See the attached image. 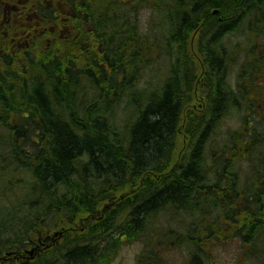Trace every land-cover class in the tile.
Segmentation results:
<instances>
[{
	"label": "trees",
	"instance_id": "obj_1",
	"mask_svg": "<svg viewBox=\"0 0 264 264\" xmlns=\"http://www.w3.org/2000/svg\"><path fill=\"white\" fill-rule=\"evenodd\" d=\"M35 1L41 4L38 6L45 16V31H49L52 38L42 36L30 42V46L24 43L17 56L16 48L12 47L0 53V237L11 232L9 226L24 219L12 227L14 233L20 232L16 235L18 239L12 235L0 239V257L8 251L18 255L34 245L35 241L26 246L31 242L29 233L32 232L31 235H41V242L50 245L41 251L36 264H55L57 260L52 256L58 249L65 252L59 264L75 261L76 264H93L89 256L95 248L89 243L96 235L98 237L97 232L119 223L125 213L129 217L120 228H132L134 233L143 220L159 212L180 208L179 211L192 212L198 206L200 210V204L203 206L205 201L207 205L214 203L221 207L214 221L217 226L222 225L216 233L217 243L238 232L243 247H252V252L258 250L260 244L255 241L264 237V0ZM143 5H149L166 17L165 20L161 17V26L156 24L149 31L141 30L139 13ZM64 20L67 21L63 23ZM238 35L241 44L231 43ZM6 41L8 46L13 45L10 39ZM180 53L183 54L180 56ZM193 57H200V65H194ZM237 60L242 62L233 73L228 65ZM163 64L168 70L164 71ZM145 66L152 73L149 72V77V73L144 76ZM166 73L168 79L164 80ZM155 74L161 75L160 81ZM196 80L204 85L197 95L193 91ZM116 108H120L118 112ZM229 118L238 119L237 126L225 127L223 123ZM181 150L182 157L179 156ZM237 153H241L240 157ZM236 181L244 184L241 182L240 187ZM25 218L31 226L26 225ZM80 221L87 223L93 233L89 230L78 239L84 243L72 246L70 239L74 236L67 227L69 223ZM94 222L96 227L92 226ZM36 224L40 228L33 229ZM100 224L104 225L98 226ZM57 226L63 230V235L54 243L50 231ZM204 227L208 233L215 231L209 222ZM198 235L192 237L198 240L196 251L207 241L202 238L204 233ZM117 247L115 244L114 249ZM197 255L189 264H204ZM2 262L0 264H8ZM138 264L143 263L138 261Z\"/></svg>",
	"mask_w": 264,
	"mask_h": 264
},
{
	"label": "rangeland",
	"instance_id": "obj_2",
	"mask_svg": "<svg viewBox=\"0 0 264 264\" xmlns=\"http://www.w3.org/2000/svg\"><path fill=\"white\" fill-rule=\"evenodd\" d=\"M140 9H141V12L139 13V16H140L139 19H140L141 30L143 32L151 30V28L154 27L156 24H160L162 22L161 21L162 18H164L163 15H162V18L160 17L161 12L156 11L154 8H151L149 5L140 6ZM153 14H155V15H153ZM161 24H163V23H161ZM161 24H160V26H161ZM160 26H159V28H161ZM157 31H158V28L156 29V32ZM59 32H60V30H59ZM239 37H240L239 35L234 36L232 43L235 44L237 42H240L241 38H239ZM190 48L193 49V43L192 42H190ZM199 58L200 57H198V58L193 57V61H194L195 65H200L201 60ZM242 58H243V55H242ZM241 62L242 61H239V60H237L236 62H231L232 65L229 64L230 70L231 71L238 70ZM233 63H234V65H233ZM158 66H159V63H158ZM159 67L157 69H159ZM147 68H149V67H147ZM146 71L147 72H145L146 74L144 76H147V74L150 72V70H148V69ZM150 73L148 74V76H151ZM159 77H160L159 78V81H160L161 76H159ZM146 80H148V77L145 79V81ZM195 85H196L195 86L196 87L195 92L197 95L203 89H201L202 84H200L198 81ZM198 86H200V87H198ZM193 108H194V106H193ZM196 110H198V109H196ZM197 113H199V112H197ZM237 122H238L237 119H230L229 118V119H227V121L225 120L223 125H225V127H228L231 125L237 126L236 125ZM179 139L181 140V137ZM181 145H182V142L180 144V147H178V149L181 148ZM186 147H187V142H186ZM184 150H185V147H184ZM185 152H186V150H185ZM179 156H181V157L183 156L182 150H181V154ZM205 205L204 206L200 205L201 206L200 210H199V208H197L196 211L194 210L192 212L177 210L174 213V211H172V209L171 210L166 209L162 212H159V213L149 217L147 220H143L142 221L143 224H141V223L139 224V227H141V228L138 229V232L136 231V235L133 234V231L131 229H129L128 236L126 233L124 234V232H123L124 230H126V228L122 229V230H121V228H118L119 224L120 225L121 224L126 225V223H127V219H126L127 216L125 213L124 217L119 219L121 222L115 224V226L112 225L111 226L112 228L109 227L108 228L109 230L107 229V232L105 230L103 231L104 233L103 232L102 233L97 232L96 234H99L98 237L96 235L95 237H97V238H95V240H92V242L89 243L90 246H95V247H93V248H95L93 250L94 251L93 254L91 255V257L89 256L91 258V262H93V264H138V261H141L143 264H145V263L146 264H150V263L151 264H155V263L156 264L157 263L158 264H167V263L168 264H189L191 261V258H193L195 256V252H196L195 249H193V247L195 248V246H196L195 242L197 241V239L196 240L191 239L193 237L192 235H196L197 232L200 235V233L202 232V233H204L203 240L205 238L207 241H206V244L204 246H202L203 247L202 249L198 248L199 252H196V253H198L200 258L203 256V258L201 260H202V262L203 261L205 262V263L203 262L204 264H263L264 261L262 262V260L264 259V257H263L264 256V246H263L264 245V237L263 238L260 237L255 241L256 243L258 242L259 244L262 242V244L259 245L258 250H255V252L258 253V255L255 252H252V250H253L252 247H249V246L243 247L242 239L240 236H238V232H236L237 234L235 233V235L233 237H226L227 239L223 240L222 242L217 243V241H218L217 236L218 235L216 233L217 232L219 233L220 228H218V227H222V225L217 226L214 222L215 221L214 218H216V215L220 211L219 210L220 206H218V205L216 206L214 203H211V205H208V206L207 205L205 206ZM27 212H28V210H27ZM205 215H206V217H205ZM124 219H125V222H124ZM23 221H24V219H23ZM20 222L14 223V225H18V223H20ZM25 222H26V225L31 226V223H28L26 218H25ZM208 222L212 224V227L214 226L213 228L215 229V231H213L211 233L210 232L208 233V231H206V228L204 227V225L207 224ZM69 224L70 225L67 228H70L69 230L71 231V234L74 236V239L70 240L71 241L70 243L72 244V246L75 243H77V244L84 243L83 241L78 240V239L80 237H82L83 235L88 233L89 227H88L87 223H84V221L83 222L80 221V222H75V223L73 222V223H69ZM93 225L96 226V223H94ZM136 225H137V223H136ZM60 226H62V225H60ZM60 226L54 227V229H53L54 231L53 230L50 231V233L52 234L51 236L53 238H57V239L62 238V234H61L62 230L59 229ZM12 227L9 226V228L11 229V232H9L8 235L15 236L16 239H18L16 235H17V233L19 234L20 232L17 231L14 233L12 230ZM18 227H21V226H18ZM62 227H65V226H62ZM35 228H40L39 224H36L33 229H35ZM84 228H86V229H84ZM172 228H173V230H172ZM176 228H177V230H176ZM21 229H24V231L27 230L24 227H22ZM130 230L132 232H130ZM175 230L177 231L178 234L175 233L176 232ZM194 230L197 232H195ZM35 231H37V230H34L33 232H35ZM142 231H144L145 233ZM105 233H106V235H105ZM31 234H32V232L29 233V236H31L30 237L31 242L29 244H27L26 246H29L30 244H32L34 242V240H33L34 238H35V242H36L37 237H39V238L41 237V235L35 234V236H36L35 237ZM8 235L1 236L0 239H5L8 237ZM72 235L70 237H72ZM199 235H198V237H199ZM163 238H165V239H163ZM178 238H180V239H178ZM166 239H167V241H166ZM182 239H184V241ZM208 239L210 240V242H208ZM153 241H154V243H153ZM182 241L185 243L184 245H183ZM165 242L167 243L166 245H164ZM199 243L201 244L202 242L199 241ZM115 244H117V246L120 244L117 247V249H114ZM145 244H147V245H145ZM47 245L50 246L49 244H47ZM47 245H46V243H43V242L39 243V246L36 247V249H37L35 252L36 254L34 253L35 255L33 254L32 257L28 254V258L24 262V264H30V262L32 263V261H34L32 264H36L35 262H37L39 260V258H40L39 255L41 254V251L44 248L48 247ZM176 245H177V247H176ZM181 245H183V246H181ZM246 245H248V244H246ZM5 247H7V246H5ZM147 247H149V248H147ZM30 249H32V246L28 247V249H25V250H30ZM184 249H187V250H184ZM97 250H99V251H97ZM37 251H39L40 253ZM106 251H107V254H106ZM200 252H201V254H200ZM55 253L56 254L52 256V259H56L57 260L56 264H59V261L61 259H63V255L65 252L62 253L61 249H59V251L57 250ZM178 254H180V255H178ZM204 255H205V258H204ZM207 256H209V257H207ZM259 257H261V258H259ZM156 258H158V260ZM8 262H11V260ZM61 264H65V263L63 262Z\"/></svg>",
	"mask_w": 264,
	"mask_h": 264
},
{
	"label": "bare ground",
	"instance_id": "obj_3",
	"mask_svg": "<svg viewBox=\"0 0 264 264\" xmlns=\"http://www.w3.org/2000/svg\"><path fill=\"white\" fill-rule=\"evenodd\" d=\"M135 1H136V0H135ZM169 1H172V0H169ZM171 3H173V2H171ZM251 3H252V2H251ZM134 5H135V4H134ZM143 6H144V5H143ZM260 6H261V5H260ZM173 7H174V5H173ZM173 7H172V8H173ZM172 8H171V9H172ZM233 8H234V7H233ZM173 9H176V7L173 8ZM230 10H231V9H230ZM233 10H234V9H233ZM166 11H167V10H166ZM216 12H217V10H214V13H216ZM246 13H248V12H246ZM165 14H166V12H165ZM176 14H177V13H176ZM201 14H202V13H201ZM153 15H155V14H153ZM190 15H191V14H190ZM214 15H215V14H214ZM173 16H174V15H173ZM183 16H184V15H183ZM201 16H202V15H200L199 17H201ZM209 16H210V15H209ZM212 16H213V15H212ZM219 16H220V15H219ZM160 17H162V16H160ZM164 17H165V16H164ZM188 17H190V16H188ZM199 17H198V18H199ZM202 17H203V16H202ZM173 18H174V17H173ZM196 18H197V17H196ZM210 18H211V17H210ZM222 18H223V17H222ZM165 19H166V17L164 18V20H165ZM189 19H190V18H189ZM189 19H188V20H189ZM201 19H202V18H201ZM204 19H205V18L203 17V21L205 22ZM208 20H209V18H208ZM168 21H169V20H168ZM168 21H167V22H168ZM173 21H174V20H173ZM192 21H193V20H192ZM199 21H200V20H199ZM210 21H212V20H210ZM213 21H214V20H213ZM223 21H225V20H223ZM226 21H227V20H226ZM190 22H191V20H190ZM190 22H187L186 24H188V23H190ZM220 22H221V21H220ZM151 23H152V22H151ZM151 23H150V24H151ZM162 23H163V22H162ZM180 23H181V22H180ZM192 23H193V22H192ZM216 23H218V22H216ZM168 24H169V22H168ZM168 24H165V25H168ZM172 24H173V23H172ZM172 24H171V25H172ZM198 24H199V22H198ZM213 24H214V22H213ZM213 24H212V25H213ZM240 24H241V23H240ZM247 24H248V23H247ZM176 25H177V24H176ZM242 25H243V24H242ZM247 26H248V25H247ZM129 27H130V26H129ZM170 27H171V26H170ZM197 27H198V26H197ZM162 29H163V28H162ZM165 29H166V28H165ZM174 29H175V27H174ZM174 29H173V30H174ZM191 29H192V26H191ZM191 29H190V30H191ZM160 30H161V29H160ZM229 30H230V29H229ZM234 30H235V29H234ZM124 31H125V30H124ZM163 31H164V30H163ZM256 31H257V30H256ZM173 32H174V31H173ZM191 32H192V31H191ZM242 32H244V31L242 30ZM262 32H263V31H262ZM262 32H261V33H262ZM48 33H49V31H48ZM68 33H69V32H68ZM206 33H207V32H206ZM208 33H210V32H208ZM211 33H212V31H211ZM230 33H231V32H230ZM239 33H240V31H239ZM50 34H51V33H50ZM151 34H152V33H151ZM167 34H171V32H170V33L168 32ZM248 34H249V33H248ZM152 35H153V34H152ZM154 35H155V34H154ZM207 35H208V34H207ZM216 35H217V34H216ZM224 35H225V34H224ZM244 35H245V34H244ZM246 35H247V34H246ZM167 36H168V35H167ZM212 36H213V35H212ZM218 36H219V35H218ZM228 36H229V35H228ZM231 36H232V35H231ZM262 36H263V35H262ZM163 37H164V36H163ZM205 37H206V36H205ZM213 37H214V36H213ZM220 37L223 38L224 36L221 35ZM226 37H227V36H226ZM247 37H248V36H247ZM131 38H132V37H131ZM148 38H149V37H148ZM148 38H147V39H148ZM158 38H159V37H158ZM217 38H219V37H217ZM236 38H237V37H236ZM239 38H240V37H239ZM250 38H251V37H250ZM252 38H253V37H252ZM139 39H141V38H139ZM147 39H146V40H147ZM153 39H154V38H153ZM163 39H165V38H163ZM166 39H167V38H166ZM211 39H212V38H211ZM213 39H214V38H213ZM215 39H216V38H215ZM237 39H238V38H237ZM247 39H248V38H247ZM141 40H143V39H141ZM148 40H149V39H148ZM251 40H253V39H251ZM263 40H264V39H263ZM154 41H155V40H154ZM154 41H153V42H154ZM164 41H165V40H164ZM209 41H210V40H209ZM215 41H216V40H215ZM220 41H221V40H220ZM230 41H231V40H230ZM249 41H250V40H249ZM255 41H256V40H255ZM142 42H143V41H142ZM149 42H150V41H149ZM158 42H159V39H158ZM160 42H161V41H160ZM210 42H211V41H210ZM228 42H229V41H228ZM257 42H258V41H257ZM262 42H263V41H262ZM262 42H261V43H262ZM231 43H232V41H231ZM250 43H251V41H250ZM159 44H160V43H159ZM240 44H241V42H240ZM242 44H243V43H242ZM147 45H148V44H147ZM160 45H162V44H160ZM163 45H166V43L163 44ZM170 45H171V44H170ZM219 45H220V44H219ZM260 45H261V44H260ZM144 46H145V45H144ZM236 46H237V44H236ZM243 46H244V45H243ZM247 46H248V45H247ZM173 47H174V46H173ZM219 47H220V46H218V48H219ZM255 47H256V46H255ZM223 48H224V47H223ZM228 48H229V47L227 46V50H228ZM230 48H231V47H230ZM235 48H237V47H235ZM238 48H239V47H238ZM257 48H258V47H257ZM259 48H260V47H259ZM263 48H264V47H263ZM143 49H144V48H143ZM164 49H165V48H164ZM168 49H170V48H168ZM183 49H184V48H183ZM216 49H217V48H216ZM260 49H261V48H260ZM161 50H163V49H161ZM165 50H166V49H165ZM179 50H180V47H179ZM179 50H178V51H179ZM167 51H169V50H167ZM210 51H211V50H210ZM214 51H215V50H214ZM225 51H226V49H225ZM229 51H230V50H229ZM232 51H233V50H232ZM238 51H239V50H238ZM258 51H259V50H258ZM174 52H175V51L173 50V53H174ZM179 52H180V51H179ZM187 52H188V51H187ZM219 52H220V51H219ZM247 52H248V51H247ZM259 52H260V51H259ZM177 53H178V52H177ZM167 54H169V53H167ZM182 54H183V53H182ZM182 54L180 53V56H181ZM187 54H188V53H187ZM226 54H227V53H226ZM226 54H225V55H226ZM242 54H243V53H242ZM256 54H257V53H256ZM216 55H217V54H215V57H216ZM173 56H174V55H173ZM175 56H176V55H175ZM187 56H188V55H187ZM206 56H207V55H206ZM243 56H244V55H243ZM161 57H162V56H161ZM171 57H172V56H171ZM178 57H179V56H178ZM189 57H190V56H189ZM211 57H212V56H211ZM250 57H251V56H250ZM253 57H254V56H253ZM172 58H173V57H172ZM184 58H185V57H184ZM187 58H188V57H187ZM206 58H207V57H206ZM209 58H210V57H209ZM212 58H213V57H212ZM217 58H218V57H217ZM162 59H163V58H162ZM179 59H180V58H179ZM185 59H186V58H185ZM191 59H192V58H191ZM220 59H221V58H220ZM222 59H223V58H222ZM227 59H228V58H227ZM236 59H238L237 56H236ZM176 60H177V58H176ZM183 60H184V59H183ZM192 60H193V59H192ZM212 60H213V59H212ZM233 60H234V59H233ZM259 60H260V59H259ZM169 61H170V59H169ZM173 61H174V60H173ZM177 61H178V60H177ZM177 61H176V62H177ZM181 61H182V60H181ZM186 61H188V60H186ZM186 61H185V62H186ZM214 61H215V60H214ZM226 61H227V60H226ZM226 61H225V62H226ZM228 61H229V60H228ZM228 61H227V62H228ZM231 61H232V60H231ZM157 62H158V61H157ZM165 62H166V61H165ZM183 62H184V61H183ZM250 62H251V61H250ZM166 63H167V62H166ZM169 63H171V62H169ZM223 63H224V62H223ZM252 63H253V62H252ZM159 64H160V60H159ZM164 64H165V63H164ZM164 64H163V66H164ZM176 64H177V63H176ZM179 64H180V62H179ZM185 64H186V63H185ZM185 64L183 63V65H185ZM187 64H188V63H187ZM230 64L232 65L231 62H230ZM240 64H241V63H240ZM160 65H161V64H160ZM166 65H167V64H166ZM183 65H182V68L185 69V68H184L185 66L183 67ZM194 65H195V64H194ZM224 65H225V64H224ZM233 65H234V63H233ZM128 66H129V65H128ZM148 66H149V65H148ZM228 66H229V65H228ZM142 67H143V66H142ZM149 67H150V66H149ZM161 67H162V66H161ZM166 67H167V66H166ZM170 67H172V63H171V66H170ZM176 67H178V66H176ZM223 67H224V66H223ZM145 68H146V66H145ZM145 68H144V70H145ZM168 68H169V67H168ZM168 68H165V66H164V71H165V69L168 70ZM178 68L180 69V67H178ZM259 68H260V67H259ZM141 69L143 70V68H141ZM147 69H148V68H147ZM147 69H146V70H147ZM129 70H130V68H129ZM142 70H141V71H142ZM148 70H149V69H148ZM157 70H160V69H157ZM157 70H156V71H157ZM170 70H171V69H170ZM173 70H174V69H173ZM175 70H176V68H175ZM177 70H178V69H177ZM160 71H161V70H160ZM160 71H157V72L160 73ZM184 71H185V70H184ZM130 72H131V71H130ZM145 72H147V71H145ZM157 72H155V73H157ZM172 72H173V71H172ZM233 72H234V71H233ZM139 73H140V72H139ZM158 73H157V74H158ZM162 73H163V71H162ZM173 73H174V72H173ZM183 73H184V72H183ZM183 73H182V74H183ZM208 73H209V72H208ZM210 73H211V72H210ZM242 73H243V72H242ZM65 74H66V73H65ZM151 74H152V73H151ZM153 74H154V71H153ZM157 74H155V75H157ZM160 74H161V73H160ZM214 74H215V73H214ZM231 74H232V73H231ZM231 74H230V75H231ZM67 75H69V74H67ZM136 75H137V74H136ZM136 75H135V76H136ZM138 75H139V74H138ZM141 75H142V74H141ZM155 75H154V76H155ZM163 75H164V73H163ZM165 75H166V77H167V73H166ZM169 75H170V73H169ZM236 75H237V73H236ZM257 75H258V74H257ZM139 76H140V75H139ZM157 76H158V78H160L159 76H161V75H157ZM177 76H178V75H177ZM181 76H182V75H181ZM183 76H185V75L183 74ZM226 76H227V75H226ZM234 76H235V75H234ZM148 77H149V76H148ZM166 77L164 78V80L168 79V77H167V78H166ZM170 77H172V76H170ZM179 77H180V76H179ZM212 77H213V76H212ZM230 77H231V76H230ZM236 77H237V76H235V78H236ZM137 78H138V77H137ZM155 78H156V77H155ZM158 78H157V80H158ZM226 78H227V77H226ZM235 78H234V79H235ZM254 78H255V77H254ZM140 79H141V77H140ZM151 79H152V78H151ZM199 79H200V78H199ZM230 79H231V78H230ZM164 80H162V81H164ZM200 80H201V79H200ZM212 80H213V79H212ZM256 80H257V79H256ZM137 81H138V80H137ZM146 81H147V80H146ZM155 81H156V80H155ZM168 81H169V80H168ZM196 81H197V80H196ZM227 81H229V80H227ZM234 81H235V80H234ZM234 81H233V79H232V82H234ZM238 81H239V80H238ZM139 82H140V81H139ZM164 82H165V81H164ZM181 82H182V81H181ZM198 82H199V80H198ZM232 82H231V83H232ZM151 83H152V81H151ZM153 83H154V82H153ZM153 83H152V84H153ZM194 83H195V82H194ZM203 83H204V82H203ZM229 83H230V81H229ZM234 83H235V82H234ZM236 83H237V82H236ZM253 83H254V82H253ZM79 84H80V83H79ZM139 84H140V83H139ZM155 84H157V81L155 82ZM161 84H162V83H161ZM163 84H165V83H163ZM157 85H158V84H157ZM197 85H198V84H197ZM202 85H203V84H202ZM258 85H259V84H258ZM182 86H183V85H182ZM195 86H196V85H195ZM195 86H194V87H195ZM203 86H204V85H203ZM224 86H225V84H224ZM231 86H232V85H231ZM233 86H234V85H233ZM155 87H156V86H155ZM157 87H158V86H157ZM198 87H200V86H198ZM211 87H212V86H211ZM229 87H230V86H229ZM128 88H129V87H128ZM161 88H164V87H161ZM195 88H196V87H195ZM207 88H208V87H207ZM192 89H193V88H192ZM192 89H190V90L192 91ZM201 89H203V87H201ZM221 89H222V88H221ZM80 90H81V89H80ZM90 90H91V89H90ZM161 90L163 91V89H161ZM184 90H185V87H184ZM209 90H210V89H209ZM212 90H213V89H212ZM126 91H127V90H126ZM128 91H129V90H128ZM138 91H139V90H138ZM142 91L144 92L145 90H142ZM187 91H189V89H187ZM193 91H195V90H193ZM213 91H214V90H213ZM213 91H212V92H213ZM216 91H217V88H216ZM229 91H230V90H229ZM87 92H88V91H87ZM99 92H100V91H99ZM148 92H149V91H148ZM212 92H211V93H212ZM81 93H82V92H81ZM125 93H126V92H125ZM125 93H124V94H125ZM128 93H129V92H128ZM130 93H131V92H130ZM139 93H140V91H139ZM194 93H195V92H194ZM214 93H215V92H214ZM214 93H212V94H214ZM231 93H233V92H231ZM94 94H95V93H94ZM132 94H134V93H132ZM130 95H131V94H130ZM151 95H152V94H151ZM189 95H190V94H189ZM192 95H193V92H192ZM215 95H216V94H215ZM91 96H92V95H91ZM126 96H128V95H126ZM216 96H217V95H216ZM226 96H227V95H226ZM226 96H225V97H226ZM228 96H229V95H228ZM228 96H227V97H228ZM115 97H116V96H115ZM128 97H129V96H128ZM87 98H88V97H87ZM132 98H133V97H132ZM231 98H232V96L230 97V99H231ZM129 99L132 100L131 98H129ZM148 99H149V98H148ZM18 100H19V99H18ZM130 100H129V101H130ZM192 100H193V99H192ZM120 102H121V101H120ZM123 102H124V101H123ZM133 102H135V101H133ZM147 102H148V101H147ZM206 102H207V101H206ZM206 102H204V103L206 104ZM85 103H86V102H85ZM143 103H144V102H143ZM13 104H14V103H13ZM118 104H119V103H117V105H118ZM207 104H208V103H207ZM82 105H83V104H82ZM117 105H116V106H117ZM121 105H122V104H121ZM83 106H84V105H83ZM99 106H100V105H99ZM118 107H120V106H118ZM262 107H263V106H262ZM120 108H121V107H120ZM120 108H118V109H120ZM81 109H82V108H81ZM116 109H117V108H116ZM118 109L116 110L117 112H118ZM135 109H136V108H135ZM241 109H242V108H241ZM243 109H244V108H243ZM245 109H246V108H245ZM77 110H78V109H77ZM122 110H123V109H121L120 111H122ZM136 110H138V109H136ZM1 111H2V110H1ZM17 111H18V110H17ZM238 111H239V110H238ZM245 111H247V109H246ZM254 111H256V110H254ZM257 111H258V110H257ZM262 111H263V110H262ZM18 112H19V111H18ZM124 112H125V111H124ZM135 112H137V111H135ZM66 113H67V112H66ZM120 113H121V112H120ZM125 113H127V112H125ZM196 113H197V112H196ZM233 113H234V111H233ZM262 113H263V112H262ZM77 114H78V113H77ZM115 114H116V113H115ZM118 114H119V113H118ZM122 114H123V113H122ZM234 114H235V113H234ZM263 114H264V113H263ZM9 115H10V114H9ZM21 115H22V114H21ZM82 116H83V115H82ZM118 116H119V115H118ZM227 116H229V115H227ZM232 116H233V115H232ZM107 117H108V116H107ZM125 117H128L127 114L125 115ZM132 117H133V116H132ZM222 117H223V116H222ZM24 118H25V117H24ZM109 118H110V117H109ZM111 118H112V117H111ZM119 118H120V117H119ZM218 118H219V117H218ZM238 118H239V117H238ZM258 118H259V113H258ZM39 119H40V118H39ZM129 119H130V118H128V120H129ZM134 119H135V118H134ZM122 120H125V119L123 118ZM122 120H121V121H122ZM222 120H223V119H222ZM237 120H238V119H237ZM67 121H68V120H67ZM216 122H217V121H216ZM242 122H243V121H242ZM220 123H221V122H220ZM220 123H219V125H221V127H222V124H220ZM215 124H216V123H215ZM24 125H25V124H24ZM217 125H218V123H217ZM227 125H228V124H227ZM231 126H232V125H231ZM238 126H239V125H238ZM218 127H219V126H218ZM229 127H230V126H229ZM240 127H241V126H240ZM33 128H34V127H33ZM201 128H202V126H201ZM201 128H200V129H201ZM216 128H217V127H216ZM30 129H31V128H30ZM213 129H214V128H213ZM218 129H219V128H218ZM227 129H229V128H227ZM239 129H241V128H239ZM34 131H35V130H34ZM214 131H216V130H214ZM240 131H241V130H240ZM212 132H213V131H212ZM218 132H219V130H218ZM226 132H228V130H227ZM223 133H224V135H225V132H223ZM223 133L221 132V134H223ZM177 134H178V133H177ZM226 135H227V134H226ZM218 136H220V135H218ZM227 136H229V135H227ZM15 137H16V136H15ZM214 137H215V136H214ZM220 137H221V136H220ZM224 137H225V136H224ZM226 138H227V137H226ZM218 139H219V138H218ZM223 139H224V138H223ZM30 140H31V139H30ZM213 140H214V139H213ZM215 140H217V139H215ZM219 140L221 141V139H219ZM217 142H218V141H217ZM217 142H216V144H217ZM222 142L224 143V141H222ZM223 143H222V145H223ZM225 143H226V142H225ZM213 145H214V144H213ZM217 145H218V144H217ZM224 145H225V144H224ZM10 147H11V146H10ZM215 147H216V146H215ZM217 148H218V146H217ZM220 149H221V147H220ZM216 150H217V149H216ZM227 150H229V149H227ZM227 150H226V153H227ZM214 151H215V148H214ZM217 151H218V150H217ZM217 151H216V152H217ZM16 152H17V151H16ZM28 152H29V151H28ZM33 152H34V151H33ZM33 152H32V153H33ZM220 152H221V151H220ZM228 153H229V152H228ZM29 154H30V153H29ZM217 154H218V153H217ZM224 154H225V152H224ZM237 154H238V153H237ZM239 154H241V153H239ZM239 154H238L237 156H239ZM170 155H171V154H170ZM172 155H173V154H172ZM226 155H227V154H226ZM226 155H225V156H226ZM235 155H236V154H235ZM20 156H21V155H20ZM219 156H220V155H219ZM232 156H233V155H232ZM232 156H231V157H232ZM237 156H236V157H237ZM39 157H40V156H39ZM226 157H227V156H226ZM239 157H240V156H239ZM239 157H238V158H239ZM241 157H242V156H241ZM30 158H31V157H30ZM43 158H44V157H43ZM232 158H233V157H232ZM233 159H235V158H233ZM241 159H242V158H241ZM243 160H244V159H243ZM244 161H245V160H244ZM232 162H233V161H232ZM2 164H3V163H2ZM229 164H230V163H229ZM232 165H233V164H232ZM234 165H235V164H234ZM5 166H6V165H5ZM214 166L216 167V164H215ZM214 166H213V167H214ZM215 167H214V168H215ZM230 167H231V166H230ZM232 167H233V166H232ZM238 167H239V165H238ZM238 167H237V168H238ZM0 168H1V167H0ZM18 168H19V167H18ZM228 168H229V167H228ZM237 168H236V169H237ZM239 168H240V170H241V167H239ZM239 168H238L237 170H239ZM154 169H155V168H154ZM156 169H157V168H156ZM217 169H218V168H217ZM232 169H234V168H232ZM8 170H9V169H8ZM157 170H158V169H157ZM222 170H224V169L222 168ZM237 170L235 171V169H234L235 172H237ZM240 170H239V172H240ZM248 170H249V169H248ZM248 170H247V171H248ZM261 170H262V169H261ZM27 171H28V170H27ZM145 171H146V170H145ZM155 171H156V170H155ZM229 171H230V169H229ZM147 172H148V171H147ZM220 172H222V171H220ZM231 172H232V171H231ZM239 172H238V173H239ZM241 172H242V171H241ZM251 172H252V171H251ZM262 172H263V171H262ZM262 172H261V173H262ZM22 173H23V172H22ZM143 173H144V172H143ZM150 173H151V172H150ZM222 173H223V172H222ZM249 173H250V172H249ZM249 173H248V174H249ZM254 173H255V172H254ZM259 173H260V172H259ZM15 174H16V173H15ZM210 174H211V173H210ZM224 174H225V173H224ZM241 174H242V173H241ZM23 175H24V174H23ZM141 175H142V174H141ZM220 175H222V174H220ZM225 175H226V174H225ZM225 175H224V176H225ZM251 175H252V174H251ZM251 175H250V177H251ZM9 176H10V175H9ZM222 176H223V175H222ZM236 176H237V175H236ZM244 176H245V175H244ZM263 176H264V174H263ZM19 177H20V176H19ZM241 177L243 178V176H241ZM250 177H249V180H250ZM140 178H141V177H140ZM140 178H139V180H140ZM160 178H161V176H160ZM206 178H207V177H206ZM213 178H214V177H213ZM220 178H223V179H224V177H221V176H220ZM233 178H235V177H233ZM251 178H252V177H251ZM215 179H216V176H215ZM215 179H213V180H215ZM230 179H231V178H230ZM244 179H245V178H244ZM244 179H243V180H244ZM246 179L248 180L247 177H246ZM24 180H25V179H24ZM143 180H145V179L143 178ZM151 180H153V179L151 178ZM162 180H163V179H162ZM162 180H161V181H162ZM225 180H226V179H225ZM231 180H232V179H231ZM235 180H236V179H235ZM239 180H240V178H239ZM247 180H246V181H247ZM253 180H254V179H253ZM145 181H146V180H145ZM153 181H155V179H154ZM164 181H165V180H164ZM204 181H205V180H204ZM216 181H217V180H216ZM227 181H228V180H227ZM142 182H143V181H142ZM159 182H160V181H159ZM159 182H158V183H159ZM210 182H211V181H210ZM210 182H209V183H210ZM230 182H231V181H230ZM236 182H237V181H236ZM238 182H239V181H238ZM238 182H237V183H238ZM241 182H242V181L239 182V183H240V187H241V184L243 183V182H242V183H241ZM248 182H249V181H248ZM7 183H8V182H7ZM137 183H138V182H137ZM162 183H163V182H162ZM165 183H166V181H165ZM160 184H161V183H160ZM205 184H206V183H205ZM213 184H214V183H213ZM215 184H216V182H215ZM215 184H214V185H215ZM221 184H222V183H221ZM227 184H228V183H227ZM233 184H234V183H233ZM243 184H244V183H243ZM245 184H246V183H245ZM251 184H252V183H251ZM19 185H20V184H19ZM21 185H22V184H21ZM151 185H152V184H151ZM158 185H159V184H158ZM198 185H199V184H198ZM198 185H197V187H198ZM237 185H238V184H237ZM237 185H235V188H236ZM247 185H248V184H247ZM258 185H259V183H258ZM3 186H4V185H3ZM24 186H25V185H24ZM35 186H36V185H35ZM141 186H142V185H141ZM144 186H145V184H144ZM211 186H212V185H211ZM233 186H234V185H233ZM244 186H245V185H244ZM249 186H250V183H249ZM249 186H248L247 188H249ZM254 186H255V185H254ZM256 186H257V185H256ZM256 186H255V188H256ZM4 187H5V186H4ZM7 187H8V185H7ZM16 187H18V186H16ZM26 187H27V186H26ZM26 187H25V188H26ZM139 187H140V186H139ZM139 187H138V189H139ZM224 187H225V186H224ZM227 187H228L227 189H229V186H227ZM252 187H253V186H252ZM2 188H3V187H2ZM207 188H208V187H207ZM213 188H216V187H213ZM217 188H218V187H217ZM232 188H233V187H232ZM235 188H234V189H235ZM19 189H20V188H19ZM196 189H198V188H196ZM242 189H243V186H242ZM242 189H241V190H242ZM249 189H250V190L252 189V190L254 191V188H249ZM258 189H259V187H258ZM16 190H17V189H16ZM207 190H208V189H207ZM211 190H212V188H211ZM219 190H220V189H219ZM232 190H233V189H232ZM243 190H244V189H243ZM256 190H257V189H256ZM137 191H138V190H137ZM141 191H142V190H141ZM205 191H206V187H205ZM244 191H245V190H244ZM247 191H248V190H247ZM7 192H8V191H7ZM218 192H219V191H218ZM218 192H216V193H218ZM232 192H233V191H232ZM234 192H235V191H234ZM237 192H238V191H237ZM251 192H252V191H251ZM255 192H256V191H255ZM255 192H254V193H255ZM257 192H258V191H257ZM206 193H207V192H206ZM210 193H211V192H210ZM212 193H213V192H212ZM225 193H226V192H225ZM241 193H242V192H241ZM254 193H253V196H254V198H256L255 195H254ZM260 193H261V192H260ZM201 194H202V192H201ZM223 194H224V193H223ZM249 194H251V193H249ZM255 194H256V193H255ZM261 194H262V193H261ZM261 194H259V195H261ZM7 195H8V194H7ZM12 195H13V194H12ZM23 195H24V194H23ZM141 195H143V194H141ZM202 195H203V194H202ZM210 195H212V194H210ZM213 195H214V194H213ZM229 195H230V194H229ZM238 195H239V194H238ZM0 196H1V195H0ZM15 196H16V194H15ZM204 196H205V194H204ZM215 196H216V195H215ZM233 196H234V194H233ZM233 196H232V197H233ZM262 196H263V194L261 195V197H262ZM3 197H4V196H3ZM10 197H11V195H10ZM16 197H17V196H16ZM140 197H141V196H140ZM195 197H196V196H195ZM208 197H209V196H208ZM208 197H207V199H208ZM227 197H228V195H227ZM234 197H236V195H235ZM249 197H250V196H249ZM257 197H259V196H257ZM22 198H23V196H22ZM197 198H198V196H197ZM203 198H205V197H203ZM213 198H214V196H213ZM225 198H226V197H225ZM145 199H146V198L141 199V201H142V200H145ZM193 199H194V198H193ZM207 199H206V200H207ZM216 199H218V198H216ZM252 199H253V198H252ZM3 200H4V198H3ZM27 200H28V199H27ZM202 200H203V199H202ZM256 200H257V199H256ZM262 200H263V198H262ZM1 201H2V200H1ZM18 201H19V200H18ZM219 201H220V200H219ZM253 201H254V200H253ZM203 202H204V201H203ZM221 202L223 203L222 200H221ZM225 202H226V201H225ZM234 202H235V201H234ZM245 202H246V201H245ZM261 202H262V201H261ZM132 203H134V202H132ZM138 203H139V202H138ZM138 203L136 202V203H134V204H137V205H138ZM161 203H162V201H161ZM189 203H190V202H189ZM193 203H194V202H193ZM229 203H230V202H229ZM251 203H252V202H251ZM256 203H258V201H256ZM262 203H264V202H262ZM163 204H164V203H163ZM168 204H169V203H168ZM177 204H179V203H177ZM177 204H176V203H175V204L173 203L174 206L177 205ZM195 204H196V203H195ZM205 204H206V201H205L204 205H205ZM209 204H211V203H209ZM220 204H221V203H220ZM224 204H225V203H224ZM246 204H247V203H246ZM254 204H255V203H254ZM258 204H259V203H258ZM258 204H257L256 206H258ZM5 205H6V204H5ZM137 205H136V206H137ZM179 205H180V204H179ZM183 205H184V204H183ZM183 205H181V206L183 207ZM197 205H198V204H197ZM200 205H201V204H200ZM204 205H203V206H204ZM206 205H207V204H206ZM206 205H205V206H206ZM221 205H223V204H221ZM225 205H226V204H225ZM228 205H229V204H228ZM250 205H252V204H250ZM261 205H262V204H261ZM8 206H9V205H8ZM160 206H161V205H160ZM170 206H172L171 203H170ZM201 206H202V205H201ZM201 206H200V207H201ZM207 206H208V205H207ZM216 206H217V205H216ZM236 206H237V204L235 205V207H236ZM248 206H249V204H248ZM259 206H260V205H259ZM5 207H6V206H5ZM130 207H131V206H130ZM176 207H178V206H176ZM179 207H180V206H179ZM190 207H193V206H190ZM209 207H210V206H209ZM211 207H212V206H211ZM226 207H227V206H226ZM229 207H230V206H229ZM233 207H234V206H233ZM245 207H246V206H245ZM252 207H253V206H252ZM59 208H60V207H59ZM94 208H95V207H94ZM114 208H115V207H114ZM128 208H129V207H128ZM156 208H157V207H156ZM159 208H160V207H159ZM163 208H164V206H163ZM163 208H162V209H163ZM185 208H186V207H185ZM193 208H194V207H193ZM196 208H197V207H196ZM196 208H195V209H196ZM198 208H199V206H198ZM213 208H214V207H213ZM220 208H221V207H220ZM224 208H225V207H224ZM230 208H231V207H230ZM253 208H255V207H253ZM256 208H257V207H256ZM1 209H3V208H1ZM7 209H8V208H7ZM84 209H85V208H84ZM126 209H127V208H126ZM164 209H165V208H164ZM180 209L182 210V208H180ZM180 209H178V210H180ZM183 209H184V208H183ZM216 209H217V208H216ZM228 209H229V208H228ZM234 209H235V208H234ZM251 209H252V208H251ZM118 210H119V209H118ZM128 210H129V209H128ZM159 210H160V209H159ZM170 210H171V209H170ZM174 210H175V209H174ZM176 210H177V208H176ZM196 210H197V209H196ZM196 210H195V211H196ZM229 210H231V209H229ZM236 210H237V207H236ZM239 210H240V209H239ZM252 210H253V209H252ZM256 210H257V209H256ZM258 210H259V209H258ZM85 211H86V210H85ZM115 211H116V209H115ZM119 211H120V210H119ZM121 211H123V210L121 209ZM124 211H126V210H124ZM172 211H173V209H172ZM220 211H221V210H220ZM223 211L226 212L225 210H223ZM234 211H235V210H234ZM244 211H245V210H244ZM253 211H254V210H253ZM253 211H252V213L254 214ZM70 212H71V211H70ZM79 212H80V210H79ZM83 212H84V211H83ZM101 212H102V211H101ZM106 212H107V211H106ZM108 212H109V211H108ZM110 212H111V211H110ZM126 212H127V211H126ZM129 212L131 213L132 211H129ZM156 212H157V211H156ZM169 212H170V211H169ZM175 212H176V211H174V213H175ZM207 212H208V211H207ZM227 212H229V211H227ZM258 212H259V211H258ZM258 212H257V213H258ZM77 213H78V212H77ZM80 213H82V212H80ZM85 213H86V212H85ZM104 213H105V211H104ZM114 213H115V212H114ZM118 213H119V212H118ZM120 213H123V212H120ZM124 213H125V212H124ZM124 213H123V214H124ZM132 213H133V212H132ZM203 213H204V212H203ZM2 214H3V213H2ZM82 214H83V213H82ZM109 214H110V213H109ZM111 214H112V213H111ZM111 214H110V215H111ZM133 214H134V213H133ZM133 214H132V215H133ZM148 214H149V213H148ZM148 214H147V215H148ZM172 214H173V213H172ZM204 214H205V213H204ZM219 214H220V213H219ZM219 214H218V215H219ZM230 214H232L231 211H230ZM240 214H241V213H240ZM261 214H262V213H261ZM263 214H264V213H263ZM263 214H262V215H263ZM77 215H79V214H77ZM94 215H95V214H94ZM104 215H106V214H104ZM107 215H108V214H107ZM110 215H109V216H110ZM116 215H117V213H116ZM128 215H129V214H128ZM128 215H127V216H128ZM132 215H131V217H132ZM177 215H178V214H177ZM177 215H176V216H177ZM218 215H217V216H218ZM222 215H223V214H222ZM225 215H226V213H225ZM225 215H224V216H225ZM254 215H255V214H254ZM256 215L258 216V214H256ZM259 215H260V212H259ZM1 216H2V215H1ZM3 216H4V215H3ZM91 216H93V215H91ZM109 216H107V217H109ZM119 216H121V215L119 214ZM133 216H134V215H133ZM160 216H161V215H160ZM226 216H227V215H226ZM8 217H9V216H8ZM96 217H97V215H96ZM107 217H106V218H107ZM117 217H118V216H117ZM128 217H129V216H128ZM128 217H127V218H128ZM157 217H158V216H157ZM193 217H194V216H193ZM205 217H206V215H205ZM219 217H220V216H219ZM232 217H234V216H232ZM6 218H7V217H6ZM79 218H80V217H79ZM106 218H105V219H106ZM121 218H122V216H121ZM121 218H119V219H121ZM135 218H136V216H135ZM158 218H159V217H158ZM180 218H181V217H180ZM197 218H198V217H197ZM223 218H224V217H223ZM254 218H255V216H254ZM259 218H261V217L259 216ZM74 219H77V218H74ZM143 219H144V217H143ZM147 219H148V218H147ZM147 219H146V220H147ZM189 219H190V218H189ZM210 219H211V218H210ZM214 219H215V218H214ZM220 219H222V218H220ZM227 219H228V218H227ZM235 219L237 220V218H235ZM257 219H258V217H257ZM86 220H87V219H86ZM127 220H128V219H127ZM131 220H133V219L131 218ZM166 220H167V219H166ZM166 220H165V221H166ZM170 220H171V219H170ZM177 220H178V219H177ZM194 220H195V219H194ZM238 220H240V219H238ZM1 221H2V220H1ZM90 221H91V220H89L88 222L90 223ZM97 221H98V220H97ZM110 221H111V219H110ZM129 221H130V220H129ZM171 221H172V220H171ZM205 221H206V220H205ZM218 221H219V220H218ZM262 221L264 222V218H263ZM11 222H12V220H11ZM21 222H23V220H22ZM106 222H107V221H106ZM108 222H109V221H108ZM120 222H121V221H120ZM124 222H125V219H124ZM130 222H131V221H130ZM182 222H183V221H182ZM196 222H197V221H196ZM196 222H195V223H196ZM240 222H241V220H240ZM245 222H246V221H245ZM254 222H256V221H254ZM2 223H4V222H2ZM9 223H10V222H9ZM16 223H17V222H16ZM74 223H75V222H74ZM94 223H95V222H94ZM94 223H92V224H94ZM99 223H100V222H99ZM169 223H170V222H169ZM188 223H189V222H188ZM202 223H203V222H202ZM219 223H220V222H219ZM10 224H11V223H10ZM111 224H112V223H111ZM115 224H117V223H115ZM115 224H114V226H115ZM128 224H130V223L128 222ZM141 224H143V223H141ZM203 224H204V223H203ZM73 225H74V224H73ZM81 225H82V224H81ZM103 225H104V224H103ZM103 225L100 224V225H98V226H103ZM105 225H106V226H107V225L109 226V224H106V223H105ZM180 225H181V224H180ZM183 225H184V224H183ZM216 225H217V224H216ZM218 225H220V224H218ZM251 225H252V223H251ZM253 225H254V224H253ZM258 225H259V224H258ZM258 225H256V226H258ZM263 225H264V224H263ZM27 226H28V225H27ZM62 226H64V225H62ZM78 226H79V225H78ZM89 226H90V224H89ZM92 226L94 227V225H92ZM96 226H97V224H96ZM96 226H95V227H96ZM130 226H131V225H130ZM135 226H136V223H135L134 227H135ZM145 226H146V225H145ZM170 226H171V225H170ZM172 226H173V225H172ZM190 226H191V225H190ZM249 226H250V225H249ZM13 227H14V225H13ZM110 227H111V225H110ZM180 227H181V226H180ZM213 227H214V226H213ZM251 227H252V226H250V228H251ZM2 228H3V227H2ZM61 228H62V227H61ZM98 228H99V229H102V228H100V227H98ZM98 228H96L97 231H98ZM105 228H107V227H105ZM111 228H112V227H111ZM118 228H120V224H119V227H118ZM140 228H141V227H140ZM174 228H175V227H174ZM196 228H197V227H196ZM218 228H219V227H218ZM255 228H256V227H255ZM263 228H264V226H263ZM66 229H67V228H66ZM68 229H70V228H68ZM71 229H72V228H71ZM84 229H86V228H84ZM94 229H95V228H94ZM123 229H125V228H123ZM129 229H130V228L128 227V230H129ZM131 229H132V228H131ZM134 229H135V228H134ZM138 229H139V228L136 229L137 232H138ZM145 229H146V228H145ZM164 229H165V228H164ZM178 229H179V228H178ZM209 229H210V228H209ZM245 229H246V228H245ZM252 229H253V228H252ZM258 229H259V228H258ZM261 229H262V228H261ZM22 230H23V229H22ZM61 230H62V229H61ZM89 230H90V228H89ZM108 230H109V229H108ZM121 230H122V227H121ZM126 230H127V229H126ZM126 230H124L123 232L126 233ZM128 230H127V231H128ZM132 230H133V229H132ZM172 230H173V228H172ZM176 230H177V228H176ZM176 230H175V231H176ZM190 230H191V229H190ZM192 230H193V229H192ZM211 230H212V229H211ZM23 231H24V230H23ZM62 231H63V230H62ZM62 231H61V234L63 233ZM75 231H76V230H75ZM80 231H81V230H80ZM84 231H85V230H84ZM99 231H100V230H99ZM105 231L107 232V229H106ZM134 231H135V230H134ZM136 231L134 232L135 235H136ZM139 231H140V230H139ZM168 231H169V230H168ZM194 231H195V230H194ZM202 231H203V230H202ZM245 231H246V230H245ZM257 231H259V230H257ZM88 232H89V231H88ZM90 232H91V230H90ZM95 232H96V230L94 231V234H95ZM108 232H109V231H108ZM130 232H132V231L130 230ZM142 232H144V231H142ZM155 232H156V231H155ZM188 232H189V231H188ZM195 232H197V231H195ZM199 232H200V231H199ZM253 232H254V231H253ZM85 233H86V232H85ZM91 233H93V230H92ZM91 233H90V234H91ZM98 233H99V232H98ZM101 233H102V232H101ZM101 233H100V234H101ZM103 233H104V232H103ZM125 233H124V234H125ZM134 233H133V234H134ZM144 233H145V232H144ZM175 233H177V231H176ZM179 233H180V232H179ZM181 233H182V232H181ZM197 233H198V232H197ZM257 233H258V232H257ZM58 234H59V233H58ZM126 234H127V236H128L129 232H127ZM177 234H178V233H177ZM182 234H183V233H182ZM201 234H202V232H201ZM238 234H239V233H238ZM241 234H242V233H241ZM248 234H249V233H248ZM62 235H63V234H62ZM98 235H99V234H98ZM101 235H102V234H101ZM101 235H100V236H101ZM105 235H106V233H105ZM108 235H109V234H108ZM139 235H140V234H139ZM157 235H158V234H157ZM167 235H168V234H167ZM184 235H185V234H184ZM186 235H187V234H186ZM191 235H192V234H191ZM196 235H197V234H196ZM252 235H253V234H252ZM260 235H261V234H260ZM262 235H263V233H262ZM54 236H55V235H54ZM120 236H121V235H120ZM163 236H164V235H163ZM192 236H193V235H192ZM254 236H256V234H255ZM254 236H253V238H254ZM35 237H36V236H35ZM57 237H58V236H57ZM129 237H130V236H129ZM133 237H134V236H133ZM175 237H176V236H175ZM181 237H182V236H181ZM201 237H202V235H201ZM204 237H205V236H204ZM242 237H243V236H242ZM260 237H261V236H260ZM260 237H259V238H260ZM75 238H76V237H75ZM95 238H97V237H95ZM166 238H167V237H166ZM184 238H185V237H184ZM202 238H203V237H202ZM255 238H256V237H255ZM262 238H263V237H262ZM59 239H60V238H59ZM140 239H141V238H140ZM163 239H165V238H163ZM170 239H171V238H170ZM178 239H180V238H178ZM185 239H186V238H185ZM191 239H192V238H191ZM204 239H205V238H204ZM2 240H3V239H2ZM70 240H71V239H70ZM92 240H93V239H92ZM94 240H95V239H94ZM110 240H111V239H110ZM153 240H154V239H153ZM160 240H161V239H160ZM173 240H174V239H173ZM182 240L184 241V239H182ZM194 240H195V239H194ZM242 240H243V239H242ZM5 241H7V240H5ZM5 241H4V242H5ZM10 241H11V240H10ZM34 241H35V240H34ZM73 241H74V240H73ZM116 241H117V240H116ZM166 241H167V239H166ZM183 241H182V243H183V245H184L185 243H184ZM202 241H203V240H201V242H202ZM262 241H263V240H262ZM70 242H71V241H70ZM79 242H80V241H79ZM79 242H78V243H79ZM148 242H149V241H148ZM162 242H163V241H162ZM162 242H161V243H162ZM185 242H186V241H185ZM196 242H198V240H197ZM196 242H195V243H196ZM29 243H30V242H29ZM39 243H41V238L37 237V241L34 243V245H32V249H30V250H25L23 253L18 254V255L15 254V252L8 251V252L5 253V255H3V256L0 257V262H2V261H4V262L10 261V258H20V260H18L19 262H16L15 264H24V262H25V261L27 260V258H28V254L32 257L33 254L36 252V250H37L36 247L39 246ZM112 243H113V242H112ZM133 243H134V242H133ZM151 243H152V242H151ZM153 243H154V241H153ZM191 243H192V242H191ZM257 243H258V242H257ZM9 244H10V243H9ZM18 244H19V243H18ZM23 244H24V243H23ZM23 244H22V245H23ZM70 244H71V243H70ZM80 244H81V243H80ZM105 244H106V243H105ZM109 244H110V243H109ZM166 244H167V243L165 242L164 245H166ZM260 244H262V242H261ZM5 245H6V243H5ZM19 245H20V244H19ZM24 245H26V244H24ZM71 245H72V244H71ZM95 245H96V244H95ZM119 245H120V244H119ZM119 245H118V246H119ZM145 245H147V244H145ZM152 245H153V244H152ZM183 245H181V246H183ZM191 245H192V244H191ZM251 245H253V244H251ZM40 246H41V245H40ZM43 246H44V245H43ZM47 246H48V245H47ZM192 246H193V245H192ZM196 246H198V245H196ZM256 246H257V245H256ZM263 246H264V245H263ZM263 246H262V247H263ZM2 247H3V246H2ZM93 247H95V246H93ZM150 247H151V246H150ZM176 247H177V245H176ZM178 247H179V246H178ZM185 247H186V246H185ZM254 247H255V246H254ZM4 248H6V247H4ZM7 248H8V247H7ZM39 248H40V247H39ZM42 248H43V247H42ZM145 248H146V247H145ZM145 248H144V249H145ZM147 248H149V247H147ZM179 248H180V247H179ZM181 248H182V247H181ZM202 248H203V247H202ZM8 249H9V248H8ZM93 249H94V248H93ZM106 249H107V248H106ZM162 249H163V248H162ZM193 249H195V248L193 247ZM197 249H198V248H197ZM5 250H6V249H5ZM31 250H33L32 253L30 252ZM75 250H76V249H75ZM78 250H79V249H78ZM84 250H85V249H84ZM87 250H88V249H86V252H87ZM149 250H150V249H149ZM157 250H158V249H157ZM184 250H187V249H184ZM0 251H1V250H0ZM6 251H7V250H6ZM58 251H59V249H58ZM97 251H99V250H97ZM101 251H102V250H101ZM195 251H196V250H195ZM262 251H263V250H262ZM2 252H3V251H2ZM37 252H39V251H37ZM55 252H56V251H55ZM61 252H62V250H61ZM79 252H80V251H79ZM81 252H82V251H81ZM113 252H114V251H113ZM143 252H144V251H143ZM146 252H147V251H146ZM179 252H180V251H179ZM196 252H198V251H196ZM201 252H202V251H201ZM201 252H200V254H201ZM205 252H206V251H205ZM39 253H40V252H39ZM35 254H36V253H35ZM35 254H34V255H35ZM70 254H71V253H70ZM106 254H107V251H106ZM145 254H146V253H145ZM182 254H183V253H182ZM197 254H198V253H197ZM197 254H195V255H197ZM65 255H66V254H65ZM73 255H74V254H73ZM76 255H77V254H76ZM153 255H154V254H153ZM178 255H180V254H178ZM186 255H187V254H186ZM206 255H207V254H206ZM261 255H262V254H261ZM107 256H108V255H107ZM197 256H198V255H197ZM200 256H201V255H200ZM249 256H250V255H249ZM256 256H257V255H256ZM31 257H30V258H31ZM73 257H74V256H73ZM90 257H91V256H90ZM207 257H209V256H207ZM263 257H264V256H263ZM35 258H36V257H35ZM66 258H67V257H66ZM66 258H65V261H66ZM139 258H140V257H139ZM193 258H194V257H193ZM195 258H196V257H195ZM198 258H199V256H198ZM198 258H197V259H198ZM202 258H203V256H202L201 258H199V259H202ZM204 258H205V255H204ZM259 258H261V257H259ZM144 259H145V258H144ZM146 259H147V258H146ZM148 259H149V258H148ZM156 259L158 260V258H156ZM156 259H155V260H156ZM257 259H258V258H257ZM16 260H17V259H16ZM31 260H32V259H31ZM195 260H196V259H195ZM192 261H193V259H192ZM198 261L200 262V260H198ZM201 261H202V260H201ZM210 261H211V260H210ZM263 261H264V259L262 260V262H263ZM62 262H63V261H62ZM72 262H74V261H72ZM72 262H71V263H72ZM156 262H157V261H156ZM168 262H169V261H168ZM199 262H197V263H199ZM203 262H204V261H203ZM2 263H3V262H2ZM152 263H153V262H152ZM182 263H183V262H182ZM191 263H193V262H191ZM194 263H196V261H195ZM204 263H205V262H204ZM210 263H211V262H210ZM9 264H11V263H9ZM55 264H56V263H55ZM74 264H76V261H75ZM145 264H146V263H145ZM150 264H151V263H150ZM155 264H156V263H155ZM157 264H158V263H157ZM167 264H168V263H167ZM200 264H202V263L200 262ZM263 264H264V263H263Z\"/></svg>",
	"mask_w": 264,
	"mask_h": 264
},
{
	"label": "flooded vegetation",
	"instance_id": "obj_4",
	"mask_svg": "<svg viewBox=\"0 0 264 264\" xmlns=\"http://www.w3.org/2000/svg\"><path fill=\"white\" fill-rule=\"evenodd\" d=\"M38 5H41L40 2L35 0H0V53H5L12 47L16 48L14 53L17 56L21 54L19 52L24 43L30 46V42L42 36L52 38L45 31V16ZM6 39H10L13 45L8 46ZM10 260L7 263L15 264L20 258Z\"/></svg>",
	"mask_w": 264,
	"mask_h": 264
},
{
	"label": "water",
	"instance_id": "obj_5",
	"mask_svg": "<svg viewBox=\"0 0 264 264\" xmlns=\"http://www.w3.org/2000/svg\"><path fill=\"white\" fill-rule=\"evenodd\" d=\"M31 253L33 252V250L30 251Z\"/></svg>",
	"mask_w": 264,
	"mask_h": 264
}]
</instances>
